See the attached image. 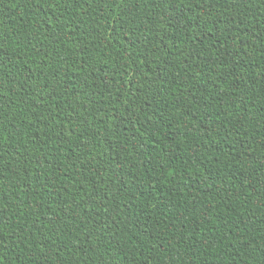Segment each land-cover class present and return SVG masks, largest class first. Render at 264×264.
<instances>
[{
    "label": "trees",
    "instance_id": "trees-1",
    "mask_svg": "<svg viewBox=\"0 0 264 264\" xmlns=\"http://www.w3.org/2000/svg\"><path fill=\"white\" fill-rule=\"evenodd\" d=\"M0 264H264V0H0Z\"/></svg>",
    "mask_w": 264,
    "mask_h": 264
}]
</instances>
